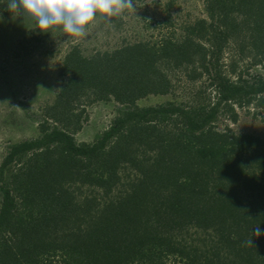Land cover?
<instances>
[{
  "label": "trees",
  "instance_id": "1",
  "mask_svg": "<svg viewBox=\"0 0 264 264\" xmlns=\"http://www.w3.org/2000/svg\"><path fill=\"white\" fill-rule=\"evenodd\" d=\"M202 3L177 36L64 55L40 134L0 161V264H264L251 235L264 233V137L216 123L264 111V74L237 66L264 67V0ZM175 71L205 75L213 96L137 104L170 93ZM110 100L108 126L76 142L85 106Z\"/></svg>",
  "mask_w": 264,
  "mask_h": 264
},
{
  "label": "rangeland",
  "instance_id": "2",
  "mask_svg": "<svg viewBox=\"0 0 264 264\" xmlns=\"http://www.w3.org/2000/svg\"><path fill=\"white\" fill-rule=\"evenodd\" d=\"M135 4V12L126 10L120 16L111 17L110 21L97 16L87 26L85 37L65 33L60 26L48 32L41 31L34 22L22 16L3 15L0 11L3 17L0 22V161L9 144L40 134L39 123L45 117L43 108L53 101L63 84L58 68L71 47L78 46L89 56L96 51H111L125 42H156L163 35H179L185 23L204 16L202 0H135ZM166 20L169 23H165ZM230 49L228 47L223 55L224 64L234 57ZM237 66L249 73L264 74V67L260 65L248 67L247 59H238ZM169 76L172 77L170 93L149 95L137 104L173 101L189 105L213 96L205 75L190 80L184 73L175 71ZM121 107L113 100L86 105L87 119L74 134L76 142L94 140ZM255 110L253 105L248 109L236 106V122L218 116L217 127L222 129L228 124L234 132L264 137V111ZM49 122L53 124L50 119Z\"/></svg>",
  "mask_w": 264,
  "mask_h": 264
},
{
  "label": "clouds",
  "instance_id": "3",
  "mask_svg": "<svg viewBox=\"0 0 264 264\" xmlns=\"http://www.w3.org/2000/svg\"><path fill=\"white\" fill-rule=\"evenodd\" d=\"M6 7L16 16L34 22L41 31L60 26L65 33L76 37H85L87 26L97 16L110 21L126 10L136 11L135 0H9ZM251 235L259 237L264 233L256 227ZM247 244L252 247L251 238Z\"/></svg>",
  "mask_w": 264,
  "mask_h": 264
}]
</instances>
